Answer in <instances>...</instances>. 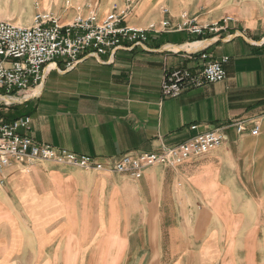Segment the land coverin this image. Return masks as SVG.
<instances>
[{
  "label": "crops",
  "instance_id": "obj_1",
  "mask_svg": "<svg viewBox=\"0 0 264 264\" xmlns=\"http://www.w3.org/2000/svg\"><path fill=\"white\" fill-rule=\"evenodd\" d=\"M70 1L65 13H53L63 23L93 10L103 18L117 4L120 12L129 8L125 23L131 27L148 29L165 19L176 27L186 14L199 26L217 30L150 33L144 46L125 43V50L84 54L71 68L60 58L45 69L37 90L0 98L14 105L12 112L4 109L9 121L29 117L35 141L105 165L127 154L158 153L215 130L225 141L176 168L152 167L140 180L44 162L32 176L22 173L30 177L13 176L16 169L6 172L5 185L12 180L17 188L28 186L27 194L35 193L37 200H26L44 205L55 224L64 220L49 239L88 234L84 229L95 224L86 212H99L96 226L117 229L112 239L121 234L129 244L128 250L113 252L112 259L119 261L112 264H264L259 251L212 247L225 227L235 243L256 242L250 237L264 233V0H132L129 6L124 0ZM69 11L72 16L65 17ZM203 54L212 60L229 58L227 79L163 98L165 73L198 70ZM239 125L246 130L238 133ZM255 126L257 136L251 134ZM35 178L45 179V185L36 187ZM3 192L0 206L7 204ZM6 217L0 241L5 260L20 256L25 235L13 213ZM136 235L150 249H131ZM165 236L169 242L163 249ZM64 243L67 264V235Z\"/></svg>",
  "mask_w": 264,
  "mask_h": 264
},
{
  "label": "built area",
  "instance_id": "obj_2",
  "mask_svg": "<svg viewBox=\"0 0 264 264\" xmlns=\"http://www.w3.org/2000/svg\"><path fill=\"white\" fill-rule=\"evenodd\" d=\"M129 6L132 0H124ZM129 8L119 11L114 6L111 13L100 18L93 10L87 17L78 16L70 23H63L50 12L37 13L31 25L0 21V94L10 96L36 88L44 81V72L56 60L62 58L67 68L75 66L84 54L105 55L108 52L125 50V43L144 46L150 33L188 31L202 35L216 32V26H199L196 18L188 15L183 22L172 27L169 20L148 29L128 26L125 21ZM164 15L169 10L163 8ZM202 66L198 70L175 69L165 73L161 93L163 98H178L187 90L201 89L209 84L227 79L225 65L229 58L212 60L201 55ZM195 129V128H194ZM246 129L237 127L238 133ZM31 119L21 117L5 121L0 117V186L5 185V173L16 169L31 173L38 162L71 166L85 171L109 172L143 178L146 170L155 166L176 168L192 157H199L220 148L225 137L218 131L199 134L192 140L173 147H164L158 153L127 154L113 165H105L91 156L78 155L49 144L35 141L31 135ZM260 133L259 126L251 131L253 136Z\"/></svg>",
  "mask_w": 264,
  "mask_h": 264
},
{
  "label": "rangeland",
  "instance_id": "obj_3",
  "mask_svg": "<svg viewBox=\"0 0 264 264\" xmlns=\"http://www.w3.org/2000/svg\"><path fill=\"white\" fill-rule=\"evenodd\" d=\"M69 2L71 3L70 0H0V21H9L11 23L20 25H31L33 18L37 13L52 12L53 14L57 12L59 14L58 16H60V14L62 13H65V10L68 9L66 6L69 4ZM114 6L118 5L115 4ZM71 16V11L65 14V17ZM41 84L31 90H37L41 86ZM23 93H16L13 95H21ZM13 95L1 96L0 94V98H9ZM12 106H14L13 103L7 102L6 100H0V117H3L5 121H9L6 117L9 112L4 109L9 108V111L12 112L14 109L12 108ZM41 163L44 162H38L37 165L35 164L31 168V176L33 170H35ZM22 173L26 172H20L16 170L13 176L16 177L17 175H22L24 177H30L28 176L29 174L23 175ZM44 173L46 174L47 172ZM34 182H36V187H43L46 183V180H38L37 178H35ZM42 182L44 184H42ZM0 187L4 190L3 195L7 200L6 205L0 206V241H3L5 238L6 230L4 223L5 221H7V219H9L8 217H6L7 214L11 215V213H13L14 217H17L19 221V226H23L25 231V235L20 238V245H22V253L20 254V256L18 258L5 260L1 257L0 251V264H63L62 257L65 251L64 240L66 235L68 243L67 253L70 257L67 264H112V262L119 261L112 259L111 256H114L113 252H121L125 249H129V244L121 241V234L120 236L115 235L117 236L115 237V240L112 239L111 235L114 234L113 231L117 229L112 230V228H102L101 226H96V221H99L100 219L99 212L96 211L86 212L85 218L87 220H90L95 225L87 226L84 229L85 233L88 232V234L81 233V240L77 241V238H79L80 236L73 237L69 233H67L66 235H60L55 240L49 239L48 234H52L51 230L55 228L57 224L63 223L64 220L56 222L55 224V221H52V212H49L48 209L43 208L44 205H33V203H35L37 200L35 198L36 194H27L28 192H30H27L28 186L17 188L12 183V180H10L8 184ZM18 190H20L21 195L18 193ZM31 190L33 191L32 187ZM31 196L36 200H26ZM77 213L79 214L81 212ZM249 217L250 216H248V218ZM74 229L76 228L73 227L72 230ZM222 229L223 232H221V241L218 242V244H214V246H212L214 247V249L244 250L247 252L259 251L262 253L264 261V233H260L259 235L255 234L254 236L250 237V240H256V242L248 241L235 243L233 242V234L229 232L230 228L227 229L225 227ZM102 231H104V233H102ZM116 233H118V230L116 231ZM164 238L167 239L164 240L162 247L163 249H166V245L168 244L167 242H169V239L166 236ZM257 239H259V241ZM1 245L2 243L0 242V246ZM130 247L133 250L150 249L149 244H142L141 241H139L138 235H136V240L133 243H130ZM209 248L211 249V247Z\"/></svg>",
  "mask_w": 264,
  "mask_h": 264
},
{
  "label": "bare ground",
  "instance_id": "obj_4",
  "mask_svg": "<svg viewBox=\"0 0 264 264\" xmlns=\"http://www.w3.org/2000/svg\"><path fill=\"white\" fill-rule=\"evenodd\" d=\"M196 46H197V45H194V47H196ZM199 46H200V45H199ZM6 98H8V97H6ZM6 98H1V100H2V99H6Z\"/></svg>",
  "mask_w": 264,
  "mask_h": 264
}]
</instances>
